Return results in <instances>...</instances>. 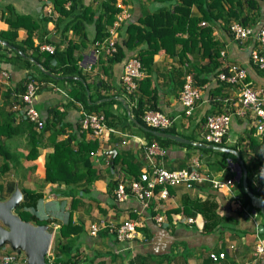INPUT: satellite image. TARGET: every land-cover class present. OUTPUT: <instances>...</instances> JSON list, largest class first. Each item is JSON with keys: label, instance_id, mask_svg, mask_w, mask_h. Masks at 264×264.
I'll return each instance as SVG.
<instances>
[{"label": "crops", "instance_id": "0c3cea01", "mask_svg": "<svg viewBox=\"0 0 264 264\" xmlns=\"http://www.w3.org/2000/svg\"><path fill=\"white\" fill-rule=\"evenodd\" d=\"M259 1L260 15L264 11V0ZM82 2H89L94 7L99 0ZM123 2L129 8L130 21H137L144 11L154 10L159 4L155 0ZM190 12L199 14L194 5L190 6ZM14 13L28 14L38 19L40 28L33 31L32 38L34 42H40V48L43 43L53 46V43L58 41L61 42L60 46H63L67 38L78 39L70 30L66 31V38L59 36L58 29L54 26L57 12L50 1L0 0V30L8 28L4 17L13 16ZM86 30L87 38L91 39L92 23L87 24ZM122 34V29L117 31L119 41ZM212 35L222 43L220 49L224 50V54L219 55L220 66L230 62L244 66L246 81L252 87L261 89L264 95V68L253 65L249 59L251 40L235 41L222 27L221 19L213 23ZM24 36V29H17L15 39ZM45 37H48L50 42L44 41ZM94 47V44L89 43L78 59V64L85 72V80L92 85L99 76L104 84L97 88L100 85L97 79L99 83H96V87H91L95 93L109 94L115 98L117 96L120 105L124 106L127 99L119 80L122 60L113 62L109 67L110 73L106 74L97 60L99 54ZM140 47L141 44L135 45L127 50L126 55L136 53ZM178 48L177 45L176 49ZM6 54L12 55L8 51ZM101 58L105 59L104 56ZM152 60L148 74L151 78L150 86L156 88L155 106L171 118L169 125L176 130V134L201 141L200 131L204 115L213 110L231 107L236 88L222 85L217 90L216 86L220 81L216 75H211L201 85L194 82L200 88V97L191 114L185 115L178 99V90L185 73L192 75L193 66L204 63L207 57H200L198 53L193 56L187 53L186 62H182L179 54L169 55L159 49L152 55ZM38 68L41 66L38 65ZM30 70L36 76L39 74L35 68H24L19 59L7 61L0 57V120H9L14 130L8 136H0L4 150L9 154L6 159L7 167L0 170V198L7 197L16 183L23 194L21 200L28 204L27 209L32 218L48 220L46 224L52 228L54 236H59L60 223L69 221L70 224L80 225L79 232L62 239L72 247L70 254L77 256V264H238L250 261L254 239L264 236L256 232V226L259 223L264 224V221L252 207H239L236 180L220 188L211 187L207 181L190 187L182 183L169 185L166 197L150 199L147 206H143L133 196L116 199L113 193L115 182L119 178H129L131 174L124 170L125 164H112V157L114 154H131L129 156H135V160L142 162L140 142L145 139L141 127L127 120L110 125L111 130L104 136V140H97L95 149L90 150V153L86 148L79 147L92 138L78 125L80 111L84 108L68 95L71 82L61 78L56 81L34 78V81L39 83L32 97V106L43 119V126L36 128L33 122L22 115L20 109L12 107L14 96L19 93L18 89ZM109 96L104 95L101 97L103 99L99 100L108 99ZM146 101L150 102V99ZM120 105L113 102L110 108L115 113L120 112ZM51 108L61 113L54 121L49 111ZM129 118L131 119V114ZM48 120L53 123L48 125ZM247 128L249 126L246 117L231 116L228 143L239 145L237 140L245 136ZM29 129L34 130L36 137L34 155L27 157L26 153L32 140ZM66 138H69V175L76 177L80 173V178H71L68 183L49 181L45 177L44 158L52 151L55 142ZM164 148V153L156 156L159 164L164 167L189 169L196 161L200 171L214 177H226L222 175V169L207 165L206 160L213 158L212 153L205 154L199 148L176 142H171ZM108 150L114 151L109 153ZM3 160V154L0 152V166ZM61 174L57 171L58 176ZM86 177H91L90 181L84 180ZM253 180V186L264 199V184L255 177ZM154 212L162 213L163 219L156 221L152 217ZM188 217H191V220H188ZM126 218L138 223L130 238L118 240L108 231L105 224L118 223ZM91 223L98 225L93 234L89 232ZM208 250H224V257L211 261L207 257Z\"/></svg>", "mask_w": 264, "mask_h": 264}, {"label": "trees", "instance_id": "16d2710c", "mask_svg": "<svg viewBox=\"0 0 264 264\" xmlns=\"http://www.w3.org/2000/svg\"><path fill=\"white\" fill-rule=\"evenodd\" d=\"M47 1L51 2L53 9L57 12L54 26L58 29L59 36L61 38H66V31L70 30L73 34L78 36V39L67 38L63 46H60L61 42H54L50 51L42 49L39 47L40 42H34L32 38L33 31L40 28L37 18L23 13H14L13 16L6 15L4 21L7 23L8 28L0 30V57L5 58L7 61L19 59L24 68H35L39 73L36 76L35 73L30 70L24 83L18 89L19 92L24 90L25 83L29 79H52L56 81L58 78H61L67 80L71 82L68 95L72 100L78 101L86 111L92 110L101 112L106 125L110 126L118 122H123L122 120H127L141 127L140 129L144 135V141L146 142L155 140L157 144L163 148L171 142H176L188 147L199 148V150L205 154L212 153L214 154L212 156L213 158L206 160L207 165H213L217 169H222L223 174L226 176L231 175L227 169L226 163L227 159H235L233 153L209 147H199L190 143L175 141L168 137L154 135L145 129V127L149 126L143 122L141 114L144 109H157V106H155L156 88L155 86H150L151 78L148 74L153 62L152 55L156 51L162 49L169 55L179 54V59L182 62H186L187 53L192 56L198 53L200 57H207L204 63L193 66L194 70L192 77L196 84L201 85L211 75L215 76L218 70L226 69L225 66H220L219 50L220 47H222V43L213 38V23L221 19L222 27L226 30L230 20H236L243 25L253 26L258 19L264 15V11L259 15V0H155L159 2L158 6L154 10L144 11L137 21H130L129 16L125 23L118 27V30L122 29L123 34L120 41L117 39L115 40V51L105 59H102L100 56H98L97 59L102 65L103 72L109 74V67L113 62L121 61L127 56V50L132 49L137 44H141V47L136 51V55L143 71H145V75L137 79V85L131 91L124 89L121 84L122 91H124L127 99L125 101V108L123 105H120L118 99L114 96H109V94H96L94 97L89 94L87 96L86 91L90 85L85 80V72H83L78 64L81 51L86 48L89 43L94 44L95 41H101L108 37V27L115 19V14L119 10L115 5L116 0H99L98 4L94 7H92L89 2L83 3L82 0ZM121 1L125 5L123 0ZM191 5H194L199 10V14L194 15L190 12ZM126 9L129 11L128 7H126ZM201 20L207 23L201 25L199 24ZM89 23L93 25L91 39L87 38L86 33V27ZM19 28L24 29L25 36L17 40L15 37L16 31ZM180 33H185V35L182 36ZM1 40H5L9 46L14 48L2 44ZM44 41L50 42V39L45 37ZM235 41L240 40L235 38ZM177 45L179 46L178 49H176ZM251 45L252 43L249 48ZM18 50L20 52H18ZM7 51L11 52L12 55L6 54ZM37 64L41 66V70L38 68ZM97 79L100 81V85L97 86V88H99L104 83L99 76L96 77V80ZM92 85L96 87L95 81L92 82ZM222 85L229 86L226 82L220 81L216 89L219 90ZM16 94L14 99L17 97ZM104 95L109 96V98L99 100ZM145 96H147V98H145ZM96 99H98L97 102L95 101ZM146 99H150V102H147ZM113 102H117L121 106L122 111L113 112L110 108V104ZM49 111L53 115V121L61 114L59 110L55 108H51ZM129 114H131V119L133 118L135 122L129 118ZM53 121L48 120V125H51ZM78 125L80 127V124ZM156 129L177 133L170 125L167 127H156ZM13 131V126L9 124V120H0V136L2 134L8 136ZM28 133L32 140L26 156L30 157L34 155V137H36V133L33 129H29ZM226 135H228V131ZM224 139L225 138H223L220 144L235 148L239 157L242 158L241 150L235 145L236 143L230 145L228 141ZM244 139H246L244 143L247 145L246 154L248 155V160L244 161V159H242L246 170L247 187L254 195L258 196L264 204V199L252 184L258 164L264 157V131L258 136L254 134V128L250 126L247 128V131H245V136L239 138L237 142L240 143V141ZM68 141L69 138L55 142L52 151L46 154L44 158V167L47 180H57L68 183L67 181L71 178H80V173L74 177L75 175L70 176L68 172ZM201 141L205 142L204 140ZM96 142V139L88 140L85 145H80L79 147L86 148L88 151L94 150ZM0 152L4 157L0 166V170H3L8 165L6 159L9 154L4 150L1 139ZM123 154H114L111 163L125 164V166H123L124 170L129 172L132 176H136L139 173L142 162L129 156L131 154H128V156ZM57 171H59V174L62 173L61 176L57 175ZM90 178L91 177H86L84 180L88 182ZM235 182L238 190L236 195L238 197V203L240 204L239 207L245 205L252 207L249 196L242 189L240 179ZM210 185L213 188H217L211 183ZM27 207L28 204L20 200L13 210L22 219L30 220L38 224L48 223L46 219L32 218L33 216ZM255 210L261 215L257 208H255ZM49 229L51 230L52 228L49 227ZM79 230H81L80 225L70 224L69 221L59 224V236L53 237L49 248V255L52 260L60 264H76L77 256L75 254H70L73 250L72 247L62 239L79 232ZM256 232L259 235H264V229L260 232Z\"/></svg>", "mask_w": 264, "mask_h": 264}, {"label": "built area", "instance_id": "2783aa9c", "mask_svg": "<svg viewBox=\"0 0 264 264\" xmlns=\"http://www.w3.org/2000/svg\"><path fill=\"white\" fill-rule=\"evenodd\" d=\"M115 5L119 8L115 14V19L108 27V37L101 41L94 42L96 52L105 55H111L115 51V40L117 39L118 27L121 26L130 16L121 0H116ZM201 25L206 21L201 20ZM227 30L231 36L239 40H251L249 48V59L259 68H264V15L252 26L243 25L236 20H230L227 24ZM41 48L51 50L49 44H42ZM219 54L223 55L224 50L220 49ZM226 69H220L216 73L219 81L226 82L229 86L236 88V95L231 100V107H226L220 111L213 110L204 115L201 125V140L206 143L220 144L223 138L227 140V131L231 116L246 117L248 126L254 128V134L260 135L264 131V95L261 89L252 87L246 80L245 67L234 62L225 65ZM143 75V69L135 54L128 55L122 62V68L119 76L120 83L127 91L133 90L137 85V79ZM38 82L29 79L25 83L22 92L17 93V97L12 102L13 108L22 111V115L34 123L36 128L43 126V119L38 111L32 106V97ZM200 97V88L194 84L190 73H185L183 82L178 91V99L183 106V114L190 115L194 106ZM143 122L152 128L167 127L171 118L165 113L156 109H145L141 114ZM80 127L85 129L92 139L101 141L111 130V126L104 123L103 114L95 111H80ZM224 139V140H225ZM140 156L142 164L139 173L129 178H119L115 182L113 193L118 200L125 199L127 196H133L138 199L143 206L149 204L153 198H164L167 196V186L176 183H182L186 187L193 186L203 181H209L214 187L220 188L231 184L236 179L235 161L227 159V169L231 173L226 177H214L197 169V162L194 161L191 168H167L159 164L158 154H163L165 148L159 146L155 140L149 142H140ZM91 153V151H90ZM255 178L264 184V157L258 164ZM152 217L156 221L163 219V214L154 212ZM191 220V217L187 218ZM138 222L126 218L118 223H107L108 231L112 232L116 239L121 240L130 238ZM98 225L89 224V232L95 233ZM230 247V246H229ZM250 261H244L238 264H255L259 262L264 264V236H257L252 245ZM207 257L211 261H217L224 257V250H208ZM48 264H60L52 260L49 255V249L46 253ZM0 264H26L25 258L20 257L9 247H3L0 252ZM77 264V263H76Z\"/></svg>", "mask_w": 264, "mask_h": 264}, {"label": "water", "instance_id": "95a60500", "mask_svg": "<svg viewBox=\"0 0 264 264\" xmlns=\"http://www.w3.org/2000/svg\"><path fill=\"white\" fill-rule=\"evenodd\" d=\"M1 43L8 45L5 40H1ZM18 52L20 51L18 50ZM86 94L88 96V90L86 91ZM119 99L122 101L121 98ZM124 107H126V104H124ZM132 121H134L133 118ZM145 129L154 135L168 137L175 141L233 153L235 156L234 160L237 169L235 177L240 179L242 189L249 196V200L252 205L251 209L254 211L255 208H257L264 220V204L261 202L258 196L254 195L252 191L248 189L246 183L245 166L243 160L239 157L235 148L221 144H211L202 141L191 140L176 133L160 131L151 127H145ZM111 151L114 150H108L109 153ZM21 198L22 193L16 183L14 184L13 190L8 194L7 197L0 198V246L7 244L9 245L10 249L14 250L16 253L23 254L26 264H48L45 257L50 246L52 232L49 229L48 224H38L30 220L22 219L13 210V208L20 202ZM263 229V223H259L256 226V230L258 232L262 231Z\"/></svg>", "mask_w": 264, "mask_h": 264}, {"label": "rangeland", "instance_id": "374dc122", "mask_svg": "<svg viewBox=\"0 0 264 264\" xmlns=\"http://www.w3.org/2000/svg\"><path fill=\"white\" fill-rule=\"evenodd\" d=\"M127 6V5H126ZM128 7V6H127ZM263 51H264V47H263ZM99 56L101 57V56H104V58H106L107 57V55H105V54H103V53H100L99 54ZM99 83V81H95V84L96 83ZM97 83V84H98ZM90 86H89V88H88V91L90 92V94H91V96L92 97H94L95 95H96V93H95V91H94V89H92L91 87H92V85L91 84H89ZM222 87V86H221ZM220 87V88H221ZM228 87H233V86H228ZM233 88H235V87H233ZM93 92V93H92ZM87 95V94H86ZM71 98V97H70ZM97 140V139H96ZM104 140V139H103ZM102 141V140H101ZM244 142H246V140L244 141H242V142H240L239 143V145H237V147L241 150V156H242V158L244 159V161H246V160H248V155L246 154V149H247V145L244 143ZM230 145H232V143H229ZM102 152V151H101ZM241 158V159H242ZM134 159H136V157L134 156ZM242 159V160H243ZM222 175L223 176H225V174H223V172H222ZM264 221V220H263ZM53 237H54V235H53ZM51 240H53V238H51ZM51 243L52 242H50V245H51ZM3 247H9L7 244H4V245H2V246H0V250L3 248ZM10 248V247H9ZM18 255L20 256V257H22V258H24V256H23V254H20V253H18Z\"/></svg>", "mask_w": 264, "mask_h": 264}, {"label": "clouds", "instance_id": "9594fccd", "mask_svg": "<svg viewBox=\"0 0 264 264\" xmlns=\"http://www.w3.org/2000/svg\"><path fill=\"white\" fill-rule=\"evenodd\" d=\"M206 23H207V22H206ZM199 24H200V23H199ZM117 40H118V39H117ZM43 44H46V43H43ZM41 45H42V44H41ZM39 47H40V46H39ZM51 47H52V46H51ZM42 49H44V48H42ZM100 53H101V52H98V54H100ZM131 54H135V55H136V53H131ZM128 55H130V54H128ZM128 55H127V56H128ZM107 56H108V55H107ZM127 56H126V57H127ZM136 56H137V55H136ZM126 57H125V58H126ZM125 58L122 59L121 64H122V62H123V60H124ZM121 66H122V65H121ZM221 67H222V66H221ZM142 76H143V75H142ZM142 76H141V77H142ZM193 80H194V79H193ZM194 82H195V81H194ZM120 84H121V83H120ZM178 91H179V90H178ZM150 109H151V108H150ZM144 110H145V109H144ZM156 110H158V109H156ZM129 117H130V114H129ZM149 127H150V126H149ZM151 128H152V127H151ZM155 129H156V128H155ZM202 142H203V141H202ZM205 143H206V142H205ZM235 180L237 181L238 179L236 178ZM232 182H233V181H232ZM256 231H257V230H256ZM51 232H52V229H51ZM51 238H53V234H52V237H51ZM51 242H52V240H51ZM3 245H4V244H3ZM1 246H2V245H1ZM8 246H9V245H8ZM50 246H51V245H50ZM50 246H49V248H50ZM49 248H48V249H49ZM11 250H12V249H11ZM17 254H18V253H17ZM24 258H25V257H24Z\"/></svg>", "mask_w": 264, "mask_h": 264}]
</instances>
